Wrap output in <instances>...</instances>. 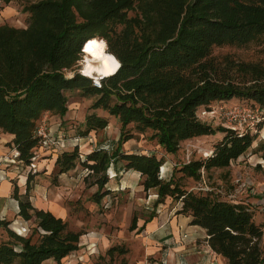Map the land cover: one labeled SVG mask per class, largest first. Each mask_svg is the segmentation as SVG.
<instances>
[{
    "label": "trees",
    "instance_id": "16d2710c",
    "mask_svg": "<svg viewBox=\"0 0 264 264\" xmlns=\"http://www.w3.org/2000/svg\"><path fill=\"white\" fill-rule=\"evenodd\" d=\"M22 11L28 13L25 27L0 25V131L13 135L18 160L25 165L33 161L39 146L35 129L43 113L66 114V91L95 95L91 108L105 110L120 123L115 146L92 149L84 159L78 146L64 150L54 160L58 173L80 164L87 170L84 182L96 186L91 199L99 203L109 191L105 185L110 166L116 173L135 170L143 190H156L155 205L166 197L179 202L177 213L205 229L207 244L227 264H264L262 225L254 221L249 204L234 200L230 193L228 199L221 198L211 188L187 189L172 174L163 179L162 156L122 150L133 137L129 124L138 132L150 130L149 138L170 154L182 141L220 133L211 154L178 168L183 177L200 181L202 173L208 176L229 166L252 146L256 132L239 134L213 126L196 111L232 98L264 111V61L212 54L214 47L264 41V0H38ZM93 38L103 39L107 52L122 65L116 74L102 78L100 87L75 66L82 47ZM107 125V117L88 113L81 135ZM256 150H264V141ZM31 180L27 174L24 193L13 181L12 196L18 215L33 218L36 230L43 233L32 241L31 234H17L8 227L9 220H0L8 236L0 241V264H42L47 259L60 264L79 248V232L68 230L66 222L49 210L32 205ZM136 222L133 216L131 230L137 228ZM11 227L20 230L17 222Z\"/></svg>",
    "mask_w": 264,
    "mask_h": 264
},
{
    "label": "rangeland",
    "instance_id": "374dc122",
    "mask_svg": "<svg viewBox=\"0 0 264 264\" xmlns=\"http://www.w3.org/2000/svg\"><path fill=\"white\" fill-rule=\"evenodd\" d=\"M35 1L38 0H10L8 2L0 0V16L3 19L0 25L6 23L14 27H25L28 22V13L22 11V8ZM9 6L12 7V11L3 16L1 12ZM212 54L215 56L229 55L241 60L264 61V41L244 46H218L213 48ZM85 55L86 53L83 51L75 65L80 73H82V61ZM66 73L71 74L72 71L69 69ZM94 75L96 74L94 73ZM65 95L68 108L66 114L61 117L53 112L43 113L37 121V125L45 117L44 124L51 132L57 131L63 136L65 139L64 148L67 150L72 149L74 136H80L78 148L81 159H84L85 154L92 149L98 147L112 150L119 136V121L103 109L91 108V103L96 98L95 95H83L79 90L66 91ZM237 103L243 104L237 98L213 101L207 106L198 107L196 113L201 120L213 126H226L227 122L220 113V106ZM244 105L252 107L250 104ZM92 112L107 117L108 125L102 130L91 131L82 136L84 118ZM128 128H131L130 132L133 137L123 143L122 150L153 152L157 157L162 156L164 162L159 168V174L163 179L170 178L172 174L175 178H180L181 185L187 189L199 190V188L207 186L225 199H228L229 193H234L235 188L237 193H234V200L254 199L258 201L257 204L247 203L250 205L254 221L262 225L263 236L260 246L264 253V150H256V145L264 141V121L260 127H257L256 138L244 154L232 161L228 168L220 171L214 169L208 176L203 174L204 179L200 181L183 177L178 168L192 158L204 157L205 152L212 150L213 143L221 136L220 133L182 141L178 151L175 154H170L157 145L155 140L149 138L150 130L138 132L133 129L132 124H129ZM10 152H12L9 156L11 158L14 156L13 148ZM58 154L38 147L35 150L34 168L21 161H16L14 164L18 166L16 168L18 173L24 175L25 179L27 174L32 175L29 191L30 202L37 208L44 203L46 208H51L54 211L59 207L60 211H64L63 220L67 224V229L81 234L79 248L65 256L60 264H172L173 258L177 264L178 256L174 254L176 250L170 243H163L160 246H155L154 243L149 244L144 240V234L141 231L130 229L133 216L137 218V226H140L143 220L147 219L152 212L154 213L152 207H154L153 202L156 197L149 196L150 192L142 189V177L140 180L137 173L132 171L116 173L110 166L108 169L109 181L105 185V189L109 191L99 203H95L91 196L96 191V186H87L84 182L87 170L77 164L67 172L58 173L57 167L52 166ZM121 164L119 162L117 166L120 167ZM237 179L249 182L246 185V190L239 191L236 184ZM18 189L20 192L19 187ZM36 194L39 196L37 197ZM175 203L174 200L166 197L164 202L158 204L157 207L161 209L163 205L170 206ZM14 222H17L20 230L11 227ZM35 225L33 218L24 220L19 216V218L10 219L8 227L17 234H31L32 241H37L43 231L40 228L36 230ZM187 236V232H184L182 235L180 234V239L184 240ZM112 247L116 249L109 252L108 250ZM53 262V264H57L55 261Z\"/></svg>",
    "mask_w": 264,
    "mask_h": 264
},
{
    "label": "crops",
    "instance_id": "0c3cea01",
    "mask_svg": "<svg viewBox=\"0 0 264 264\" xmlns=\"http://www.w3.org/2000/svg\"><path fill=\"white\" fill-rule=\"evenodd\" d=\"M11 11L12 7L9 6L4 11H2L1 14L3 16L8 15ZM0 22H3L1 16ZM12 137V134L0 131V220L5 219L9 221L14 217L19 218L18 203L12 196V182H16L17 186L20 188V193H24V182L26 180L24 175L18 173L19 171H17L16 169L18 166H16L14 163L10 164L9 162L5 161L9 158V156H11L12 152L10 151L12 150V148L14 149L11 143ZM9 143L11 144L10 146L8 145ZM52 166H54V164ZM225 168H228V166ZM223 169L224 168H216V170L219 171ZM121 171L135 172L137 173V177L141 180L140 173L135 170H119V172ZM148 191L150 192L149 196L157 197L155 189H150ZM36 195L37 197L39 196L38 194ZM155 199L153 202L154 207H152V209L154 210V213L152 212L154 214L152 219L147 221L146 223H144L143 220L140 226H137L136 228L137 230L141 227V230L139 231L144 234V240H146L147 243H154L155 246H160L163 243H170L174 250H176V252L173 251L174 254H177L178 256L177 264H227L226 259L220 254L215 253L207 244L205 240V229L198 225H191L189 223L190 217L188 215L177 213L181 205L179 202H176L174 205L170 206L168 204L163 205V208L160 209L157 207V205L160 203L155 205ZM241 202L245 204H249L247 202L253 204L258 203V201H255L254 199H244ZM32 205L36 207L33 203ZM39 206L40 207L38 208L49 210L55 216L63 219L64 211H60L59 207L56 211H54L51 208H46L47 206H44V203ZM184 232H187L188 236L187 238L182 240L180 239V234L182 235ZM7 238L8 236L6 230L3 226L0 225V241L6 240ZM53 261L54 260L47 259L43 261V263L53 264ZM172 264H175L174 258L172 259Z\"/></svg>",
    "mask_w": 264,
    "mask_h": 264
},
{
    "label": "built area",
    "instance_id": "2783aa9c",
    "mask_svg": "<svg viewBox=\"0 0 264 264\" xmlns=\"http://www.w3.org/2000/svg\"><path fill=\"white\" fill-rule=\"evenodd\" d=\"M71 74H68L70 76ZM93 81V79H92ZM93 85L96 87H100L101 83L99 86H97L94 82ZM220 113L222 116L225 118L227 125L225 127L230 128L232 130L237 131L239 134H244L246 132H256L257 127L259 123L264 121V111L255 106V107H249L244 104H234L230 106H220ZM45 117L40 120V123L37 125L35 129V134L39 138V146L41 148L48 149L50 152H56L60 153L64 150H67V148H64L65 144V139L63 138L62 135H60L57 131L56 132H51V130H48V127L44 124ZM80 137L74 136V140L72 142V146H78L79 147V141ZM72 147V148H73ZM37 149V148H36ZM35 149V150H36ZM212 150H209L208 152H205V156L211 154ZM14 156L9 157L6 162L9 163H14L18 160V152L14 148L13 149ZM35 151H34V157L32 158V162L29 164L32 168L35 167L34 164V159H35ZM188 162V161H187ZM202 179L203 173H202ZM249 183V182H248ZM245 181H239L238 179L236 180L237 187L239 191L241 190H246V185H248ZM200 190H209L207 186L199 188ZM234 193H237V189L235 190L234 188ZM234 193H231V197H235Z\"/></svg>",
    "mask_w": 264,
    "mask_h": 264
},
{
    "label": "clouds",
    "instance_id": "9594fccd",
    "mask_svg": "<svg viewBox=\"0 0 264 264\" xmlns=\"http://www.w3.org/2000/svg\"><path fill=\"white\" fill-rule=\"evenodd\" d=\"M106 49L107 43L105 41L95 39L88 41L83 48V51L91 54L92 59L99 66L94 67L91 61L87 62L82 69V75L91 77L97 86L100 85L102 78L116 74L122 66L121 62L113 54L107 52ZM94 73L96 75H93Z\"/></svg>",
    "mask_w": 264,
    "mask_h": 264
},
{
    "label": "bare ground",
    "instance_id": "6f19581e",
    "mask_svg": "<svg viewBox=\"0 0 264 264\" xmlns=\"http://www.w3.org/2000/svg\"><path fill=\"white\" fill-rule=\"evenodd\" d=\"M95 40L98 41V39H95ZM86 58H87V60H86ZM89 61L92 62V64H93L94 67H96L98 65V63L92 59L91 54L86 53V55H85V57H84V59L82 61V69L85 67L86 63L89 62Z\"/></svg>",
    "mask_w": 264,
    "mask_h": 264
},
{
    "label": "water",
    "instance_id": "95a60500",
    "mask_svg": "<svg viewBox=\"0 0 264 264\" xmlns=\"http://www.w3.org/2000/svg\"><path fill=\"white\" fill-rule=\"evenodd\" d=\"M82 49H83V47H82ZM82 49H81V51H83ZM82 53H83V52H82Z\"/></svg>",
    "mask_w": 264,
    "mask_h": 264
}]
</instances>
